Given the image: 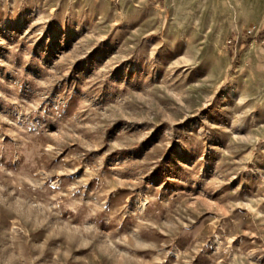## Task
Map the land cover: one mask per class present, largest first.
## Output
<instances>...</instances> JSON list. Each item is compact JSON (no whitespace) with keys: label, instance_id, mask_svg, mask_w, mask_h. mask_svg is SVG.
Returning a JSON list of instances; mask_svg holds the SVG:
<instances>
[{"label":"rangeland","instance_id":"rangeland-1","mask_svg":"<svg viewBox=\"0 0 264 264\" xmlns=\"http://www.w3.org/2000/svg\"><path fill=\"white\" fill-rule=\"evenodd\" d=\"M0 264H264V0H0Z\"/></svg>","mask_w":264,"mask_h":264}]
</instances>
